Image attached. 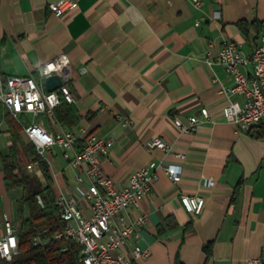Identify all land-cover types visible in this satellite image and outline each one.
I'll return each mask as SVG.
<instances>
[{
  "label": "crops",
  "instance_id": "obj_1",
  "mask_svg": "<svg viewBox=\"0 0 264 264\" xmlns=\"http://www.w3.org/2000/svg\"><path fill=\"white\" fill-rule=\"evenodd\" d=\"M59 1L0 0V69L5 75H36L44 62L68 57L79 115L70 129L113 140L101 166L117 187L152 161L181 166L177 182L158 166L151 192L139 207L124 211L129 220L147 216L130 241L133 246L143 240L149 251L136 264H174L177 256L185 264H245L249 257L264 264V134L254 136L251 127L240 129L224 118L223 105L243 98L221 92L234 78L215 59L224 40L251 54L264 30V0H202L201 6L194 0H76L77 7L56 15L50 3ZM244 69L251 72L252 64ZM189 115L201 120L184 132L174 118ZM40 116L50 119V130L66 128L43 114L33 118ZM8 118L0 102V133L9 135L10 145ZM22 135L26 138L24 129ZM152 136L165 138L171 150L148 148ZM47 151L60 152L65 160L57 169L50 165L56 192L76 194V172L62 149ZM209 178L212 185L206 184ZM40 179L45 182L43 174ZM5 193L0 194V237L5 218L15 216L6 186ZM183 193L204 196L199 214L185 209ZM81 204L89 214L87 202Z\"/></svg>",
  "mask_w": 264,
  "mask_h": 264
},
{
  "label": "built area",
  "instance_id": "obj_2",
  "mask_svg": "<svg viewBox=\"0 0 264 264\" xmlns=\"http://www.w3.org/2000/svg\"><path fill=\"white\" fill-rule=\"evenodd\" d=\"M194 2L197 6L203 4L202 0ZM77 5L76 0H60L50 3V8L56 15H62ZM215 59L234 78L230 86L221 88V92L243 98V102L229 100L223 105L222 114L226 121L240 129H248L257 123L264 124V30L260 42L250 55L245 54L236 42L224 40ZM249 63L252 64L251 72L244 69ZM37 74L38 77L5 75L0 69V102L17 118L22 113H29L34 118L43 114L55 119L54 110L61 103V97L72 103L75 100L69 85L72 68L68 57L60 54L44 62ZM52 74L59 75L62 82L55 90L48 91L44 81ZM201 114L204 119L210 117V111L205 106L201 108ZM200 120L197 115H189L186 119L175 117L174 124L180 130L188 132L196 129ZM123 121L128 122V119L124 118ZM23 129L27 141L35 145L40 156L50 165L52 160L46 155V151L59 146L76 172V184L73 187L76 194L62 190L57 193L56 203L60 208V216L66 222V228L55 233L54 238L67 236L76 241L82 247L79 259L83 264H136L139 258L148 255V249L141 248L138 244L130 246L131 238L138 237L139 229L146 223V214L142 213L129 220L124 211L132 206L139 207L141 200L151 192L158 166H164L174 182L180 179L181 166L152 161L133 172L129 183L119 188L101 166V156L106 155L113 145L111 138L87 133L84 129H81L80 135L62 127L50 130L43 122L35 119ZM79 139L80 148H77ZM145 145L167 152L171 150L170 143L161 136H152ZM178 156L184 157V154L179 153ZM27 167L42 176L38 160L31 161ZM213 183L211 178L206 181L207 185ZM37 198L43 204L41 196L38 195ZM81 199L87 202L89 214L85 213ZM180 199L185 209L193 214H199L205 204V198L200 194L183 193ZM4 227L5 233L0 237V258L12 260L18 253L17 226L12 219L6 217ZM39 242L43 241L37 238L35 243ZM245 264H262V258H246Z\"/></svg>",
  "mask_w": 264,
  "mask_h": 264
},
{
  "label": "trees",
  "instance_id": "obj_3",
  "mask_svg": "<svg viewBox=\"0 0 264 264\" xmlns=\"http://www.w3.org/2000/svg\"><path fill=\"white\" fill-rule=\"evenodd\" d=\"M38 77V74L35 75ZM55 118L64 127L73 128L79 121L78 110L74 103L61 97V103L54 110ZM11 144L1 155L4 182L14 200V223L17 226L18 253L12 260L0 258V264H83L80 261L81 246L72 238L62 236L54 238V234L66 228V222L60 216V208L56 203L57 192L54 188V176L49 162L42 158L32 142L24 140L22 125L9 111ZM25 124H29L24 117ZM51 123L47 119V124ZM254 136L264 134V124L251 126ZM80 148V145L77 146ZM38 160L45 182L27 170V165ZM21 190L20 195L14 194ZM40 195L43 204L37 196ZM169 226L160 230L164 233ZM40 238L43 242L35 243ZM211 243L205 247L206 259L211 254ZM174 264H185L177 256Z\"/></svg>",
  "mask_w": 264,
  "mask_h": 264
},
{
  "label": "rangeland",
  "instance_id": "obj_4",
  "mask_svg": "<svg viewBox=\"0 0 264 264\" xmlns=\"http://www.w3.org/2000/svg\"><path fill=\"white\" fill-rule=\"evenodd\" d=\"M15 117V116H14ZM19 124H23L22 125V127H24V126H26L27 125V123L25 124V122H23L22 121V119H20V118H14ZM27 119L28 120H30V121H32L34 118H33V116L31 115V114H29V115H27ZM47 117H44V116H40L38 119H37V121H41V122H43V124L45 125V126H48V124H47ZM24 137V136H23ZM24 140H26V138H24ZM27 141V140H26ZM9 142H10V137H9V135H7V134H5V133H0V153L1 152H4V151H6V149L8 148V145H9ZM56 150V149H55ZM46 155L49 157V158H51V160H52V163L54 164V168L55 169H57L56 167H57V165H59V166H63L64 165V163H65V160H64V158L62 157V155H61V153L59 152V153H57V155H55V154H51L49 151H46ZM0 164H1V157H0ZM27 170H28V172L30 173V174H32V175H35V176H40V175H38L34 170H32V169H29L28 167H27ZM40 178V177H39ZM41 178H42V176H41ZM20 193H21V190H16L15 192H14V194H17V195H20ZM0 194L2 195V196H6L5 194V182H4V178L2 177L1 179H0Z\"/></svg>",
  "mask_w": 264,
  "mask_h": 264
},
{
  "label": "water",
  "instance_id": "obj_5",
  "mask_svg": "<svg viewBox=\"0 0 264 264\" xmlns=\"http://www.w3.org/2000/svg\"><path fill=\"white\" fill-rule=\"evenodd\" d=\"M61 82H62V79L59 75L52 74L45 78L44 84H45V88L48 91H53L60 86ZM138 244L141 248H145L146 244L143 240H140Z\"/></svg>",
  "mask_w": 264,
  "mask_h": 264
}]
</instances>
